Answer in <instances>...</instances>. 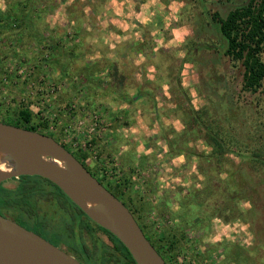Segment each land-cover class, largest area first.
Returning a JSON list of instances; mask_svg holds the SVG:
<instances>
[{
  "label": "rangeland",
  "instance_id": "1",
  "mask_svg": "<svg viewBox=\"0 0 264 264\" xmlns=\"http://www.w3.org/2000/svg\"><path fill=\"white\" fill-rule=\"evenodd\" d=\"M12 1L0 0V121L31 103L53 121L46 102L78 96L85 110L71 116L86 124H72L79 133L69 136L90 146L92 157L112 147L127 164L147 162L152 177L197 184L171 214L183 218L185 232L195 215V228H210L206 245L214 253L205 264H264V165L248 158L264 150V89L242 91V65L224 54L211 18L246 0H32L18 21L8 19ZM40 3L46 7L36 19ZM94 113L99 120L85 135ZM31 179L45 190L32 213L23 210L16 220L71 254L69 218L56 188ZM73 231L88 246L111 243L98 229L91 236L73 224Z\"/></svg>",
  "mask_w": 264,
  "mask_h": 264
},
{
  "label": "water",
  "instance_id": "2",
  "mask_svg": "<svg viewBox=\"0 0 264 264\" xmlns=\"http://www.w3.org/2000/svg\"><path fill=\"white\" fill-rule=\"evenodd\" d=\"M0 183L21 175L52 181L92 222L107 229L136 264H167L129 209L64 145L49 135L0 121ZM0 264H84L41 235L0 215Z\"/></svg>",
  "mask_w": 264,
  "mask_h": 264
},
{
  "label": "flooded vegetation",
  "instance_id": "3",
  "mask_svg": "<svg viewBox=\"0 0 264 264\" xmlns=\"http://www.w3.org/2000/svg\"><path fill=\"white\" fill-rule=\"evenodd\" d=\"M57 88L60 90L61 86L57 85ZM78 99V96L72 95L59 103L50 98L46 102V107L50 111L53 121L49 120L50 116L43 115V107L39 108L38 106L37 111L33 112L31 107L34 105L33 103L29 107L28 105L24 106L32 114L31 121L26 124L35 126L37 132L52 136L70 151L77 152L80 149V144L75 142L69 134L73 129L71 125L76 122L71 113L79 107L81 113L85 110V102ZM17 118L18 116L10 118V121L6 119H3V121L11 124L18 121ZM95 138L97 139L98 135ZM88 147L85 146V149L90 152V146ZM117 154L116 149L109 147L104 156L102 152L98 156L94 155L89 159L78 160L100 184L129 209L131 215L145 233L146 238L167 264H195L196 261L198 262V257H201V259L208 258L207 261L203 260V264L208 260L212 261L214 251L211 252L206 245L213 240L211 232L206 233L210 231V228H195L193 223L198 224V216L195 215L191 217V223L186 222L190 226L186 227L185 232L182 226L184 225L183 218H175L171 214L174 210L178 212L185 205V197L198 190L197 184L191 183L187 185V188H184L183 186L187 183L185 180L176 183L168 178L152 177L151 171L153 169L147 165V162L143 163V166L136 167L132 163L127 164L126 161L115 158ZM156 175H158V172ZM3 182L0 183V188L8 189L3 187ZM0 215L20 223L16 220L21 215L20 210L0 203ZM193 219L197 220L194 221ZM211 220L209 218V221ZM35 233L39 234L36 231ZM191 234L192 237L189 236ZM46 239L53 243L50 239ZM55 246L61 248L59 245ZM184 250L188 253L186 256L183 254Z\"/></svg>",
  "mask_w": 264,
  "mask_h": 264
},
{
  "label": "trees",
  "instance_id": "4",
  "mask_svg": "<svg viewBox=\"0 0 264 264\" xmlns=\"http://www.w3.org/2000/svg\"><path fill=\"white\" fill-rule=\"evenodd\" d=\"M30 1L32 0H13L10 2V8L8 10L6 9L7 15H9L8 19L13 17L16 20H21L19 16L24 10L23 6ZM45 7L46 5L43 3L35 5L34 14L37 17L36 19L43 16L41 11H44ZM211 18L218 26L220 37L223 40L224 54L233 61H239L242 65V91L256 93L264 89V0H246L244 3L231 8L225 17H220L215 13ZM25 25L28 28V24L25 23ZM31 115V111L28 108L22 107L17 112L18 121L11 124L36 131L35 126H28L26 124L31 121ZM222 130L220 128L219 131ZM214 139L218 147L223 146V137L217 138L216 136ZM93 141L95 139H92L91 143ZM79 148L77 152L71 151L77 159L82 160L92 157L86 149H81L80 146ZM243 156L247 157L246 155ZM248 158L261 162L264 165V150L258 147V149L249 154ZM31 177L33 176H19L20 181L16 188L12 190L0 188V203L4 206L20 210V212L25 210L27 214L32 213L33 205L36 206L37 203L35 199L36 194L40 191L43 192L45 189L39 186V184L37 185L35 182H32ZM34 177L45 179L56 188L59 196L54 194V197L56 196L58 204L63 208L69 218V223L65 231L71 234V239L65 244L69 246L68 248L72 251L71 254L74 257L84 264H109L111 262L115 264H136L123 243L113 233L87 218L84 214L85 212L74 204L56 184L41 176ZM45 194L53 197V193L50 190L45 191ZM68 201L73 204V207L71 206L72 204L70 205L71 207L69 206ZM73 224L78 225L91 236L95 235L96 229L101 230L108 236L111 243L107 245L104 241H98L96 239L93 240L90 246L85 245V242L81 238H75ZM231 246H228L226 252L229 253Z\"/></svg>",
  "mask_w": 264,
  "mask_h": 264
},
{
  "label": "built area",
  "instance_id": "5",
  "mask_svg": "<svg viewBox=\"0 0 264 264\" xmlns=\"http://www.w3.org/2000/svg\"><path fill=\"white\" fill-rule=\"evenodd\" d=\"M99 117H100V115L99 114H97V113H94L93 114V118L94 119H92V121H93V123H88V126H87V128H86V131H87V133L85 134V135H90L91 134V131H93L94 130V126L96 125V123L98 122V120H99ZM79 122H76L78 125H81V124H86V121L84 122V121H82V120H78ZM84 124V125H85ZM83 125V126H84ZM75 129V128H74ZM79 133V131L78 130H76V131H73V129L71 130V133L69 134V135H71V136H73V137H77L76 136V134H78ZM80 133H84V131H81ZM70 136V137H71ZM72 137V138H73ZM74 139V138H73ZM74 141L75 142H78V140L77 139H74ZM79 143V142H78ZM80 144V143H79ZM76 146V145H75ZM85 146V144H80V147H81V149L83 148H85L84 147Z\"/></svg>",
  "mask_w": 264,
  "mask_h": 264
},
{
  "label": "bare ground",
  "instance_id": "6",
  "mask_svg": "<svg viewBox=\"0 0 264 264\" xmlns=\"http://www.w3.org/2000/svg\"><path fill=\"white\" fill-rule=\"evenodd\" d=\"M9 168L10 167L6 163L0 162V169H6V170H8Z\"/></svg>",
  "mask_w": 264,
  "mask_h": 264
},
{
  "label": "crops",
  "instance_id": "7",
  "mask_svg": "<svg viewBox=\"0 0 264 264\" xmlns=\"http://www.w3.org/2000/svg\"><path fill=\"white\" fill-rule=\"evenodd\" d=\"M72 82V81H71ZM124 135V134H123Z\"/></svg>",
  "mask_w": 264,
  "mask_h": 264
}]
</instances>
